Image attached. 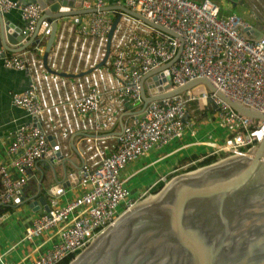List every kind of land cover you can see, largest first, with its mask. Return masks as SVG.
Returning <instances> with one entry per match:
<instances>
[{
  "label": "built area",
  "instance_id": "1",
  "mask_svg": "<svg viewBox=\"0 0 264 264\" xmlns=\"http://www.w3.org/2000/svg\"><path fill=\"white\" fill-rule=\"evenodd\" d=\"M104 5V0H92L87 7ZM122 5L180 37L182 48L177 59L163 70L172 87L191 78L204 77L228 97L264 115V37L257 40L244 37L242 29L249 26L246 19L235 14L220 16L219 6L211 0H122ZM10 8H17L25 20L21 33L30 34L41 14L40 7L36 3L21 5L17 0H0L1 12ZM106 12L111 15L107 16ZM117 13L121 12L115 9L97 11L85 21L76 23V33L92 38L100 48L96 50L95 47L94 60L102 55L105 35ZM178 44L177 38L121 13L106 64L99 71L90 73L92 78L87 80L84 89L71 93L72 115L100 110L95 76L102 73L106 75L107 91L116 100L117 110H111L109 106L101 110L105 114L101 127L107 123L112 125V116L126 110L124 102L131 108L138 106L137 82L141 74L169 60ZM35 49L28 57L25 51L10 54L0 47L2 65L24 71L30 78L24 91L11 94V101L32 118L20 124L9 139L8 165L0 166V205L13 202V196L28 177V170L48 150L47 134L55 136L48 130L52 120L39 86L38 70H44L39 57L41 49ZM45 73L51 78L59 77ZM85 76L87 74L81 78ZM192 101L198 107L200 104L212 105L214 119L224 133L220 142H212L208 154L219 152L235 157L250 151L262 137L263 120L237 113L202 85L183 94L149 102L141 113L124 118L121 132L114 137L115 143L108 151H97L90 162L79 154L83 164L75 184L79 188L78 194L61 205L56 204L54 198L46 199L47 211L42 209L24 229L25 240H33L44 231H51L56 236L27 264H57L69 255L73 257L126 212L133 203L120 171L151 148L166 145L191 131L194 123L188 117V105ZM194 161L183 165L184 169Z\"/></svg>",
  "mask_w": 264,
  "mask_h": 264
},
{
  "label": "water",
  "instance_id": "2",
  "mask_svg": "<svg viewBox=\"0 0 264 264\" xmlns=\"http://www.w3.org/2000/svg\"><path fill=\"white\" fill-rule=\"evenodd\" d=\"M17 1L21 5L36 3L41 14L32 32L27 34L21 33L25 20L21 25L14 24L7 17V10L0 11V47L7 53L19 54L28 47L35 49L42 42L41 65L47 73L59 77H82L99 71L106 64L121 13L178 39L179 44L169 60L141 74L137 82L140 102L135 108L123 103L126 110L117 118V128L111 132L113 137L120 134L126 116L141 113L151 101L183 94L197 85L215 94L237 113L264 121L263 114L228 97L204 77L191 78L172 87L163 70L177 59L182 41L175 32L135 10L122 4L84 8L83 0ZM227 1L242 7L252 19L248 21L249 26L242 29L244 37L254 40L264 37V19L259 17L264 15V0ZM112 9L121 13H117L110 24L98 60L77 73L59 72L56 67H49L58 19ZM80 21V18L75 19L76 23ZM26 78L27 86L30 78ZM26 86L18 92L24 91ZM261 133L262 137L250 151L171 177L157 192L158 197L127 210L99 234L94 245L89 244L67 264H264V124ZM46 139L49 148L41 158L45 169L49 168L52 173L53 164L60 162L64 170L62 178H54V183L45 190L46 195L55 197L63 188L76 184L83 158L74 151L77 162H72L55 136L47 134ZM65 162L70 163V169L65 168ZM200 168L203 171L192 173ZM21 191L22 187L17 194ZM17 194L13 196V204L27 202L33 210L41 207L47 211L43 195L23 198Z\"/></svg>",
  "mask_w": 264,
  "mask_h": 264
},
{
  "label": "crops",
  "instance_id": "3",
  "mask_svg": "<svg viewBox=\"0 0 264 264\" xmlns=\"http://www.w3.org/2000/svg\"><path fill=\"white\" fill-rule=\"evenodd\" d=\"M211 1L219 6L220 16L235 14L244 18L242 12L246 10L242 7L232 5L227 0ZM104 2L105 5L122 4V0H104ZM91 3L92 0H83L82 6L85 8ZM6 15L14 24L21 25L24 21L17 8L8 9ZM106 15L109 16L111 13L106 12ZM90 16L91 13L77 17L67 16L57 20L56 38L49 54L51 67H56L59 72L77 73L84 71L89 66L88 64L94 61L96 41L90 37L79 36L75 31L77 24L73 22L76 18L85 21ZM259 17L264 19L262 14ZM36 47L40 48L42 52L43 43L41 42ZM28 48L24 54L30 57V54L36 49ZM38 72L41 77L39 86L42 99L52 120L48 130L49 133L55 134L57 143L65 150L64 154L72 162H77L74 152L76 151L90 162L91 156L97 151H108L115 143L111 132L117 128L119 113H115L114 116L111 113L114 125L107 123L101 127L105 121V114L101 110L106 106L111 107V110H117L116 100L107 91L106 75L101 73L100 76L98 74L95 76L100 92V110L77 116L71 113L69 105L71 93H76L79 88L84 89L87 80L92 78L91 75L87 74L86 78L68 76L51 78L45 73V70H38ZM26 77L29 78L26 73L24 74L20 70L4 67L0 59V166L8 165L7 146L15 129L30 119L24 109L14 106L11 101V94L26 86ZM205 106L207 105L200 104L199 107L197 105L199 113L200 110H204ZM188 110V117L194 123L191 131H186L181 138L166 145L151 148L145 155L127 163L122 168L119 175L127 185L130 195H139L142 188H149L155 182L161 181L162 178L171 174L174 168H179L191 161L188 160L178 165L180 160L192 155L200 157L201 154H208L212 149L210 145L223 139V130L216 124L213 113L212 118L208 115L209 117L198 119L195 117L193 109H189V105ZM74 132L82 135H75ZM62 134L64 137H61ZM209 148L211 149L209 150ZM64 166L67 170L70 169L69 162H65ZM10 171L14 175L11 168ZM28 171L31 173L22 186V191L18 194L19 197L22 195L23 198H31L43 195L45 201L48 198H54L55 203L61 205L79 192L77 185H70L63 188L62 193L58 196L45 194V190L54 183L53 179H60L63 176V165L60 162L53 164L54 172L51 173L49 168L45 169L40 158ZM39 180H41L40 187L37 190ZM0 207L2 208L0 211V264H27L32 257L55 239L56 236L51 231H44L33 240L23 239L25 227L41 213V207L38 210H33L27 202L8 203L0 205Z\"/></svg>",
  "mask_w": 264,
  "mask_h": 264
},
{
  "label": "trees",
  "instance_id": "4",
  "mask_svg": "<svg viewBox=\"0 0 264 264\" xmlns=\"http://www.w3.org/2000/svg\"><path fill=\"white\" fill-rule=\"evenodd\" d=\"M192 108L193 112L195 113L197 110V105L195 101H192L189 103V109ZM213 106L208 104L204 110L200 111V113L202 114L200 118H206V117H211L213 116ZM197 113L199 114V111L197 110ZM212 114V115H211ZM209 115V116H208ZM222 153L219 154H201V159H199V156L196 155H192L189 158H184L182 160L179 161L178 165L185 163L188 160H195L193 164L189 165L188 167H186V169L184 171H189V170H193L197 167H201L207 164H210L212 162H214L215 160H217L219 157H222ZM173 174H169L166 178L168 179L169 177H171ZM163 185V181H157L155 182L152 186H150L147 191H149L150 193H154L156 192L161 186ZM2 210V208L0 207V211ZM71 256H67L65 257L63 260H61L59 263L57 264H67L70 260H71Z\"/></svg>",
  "mask_w": 264,
  "mask_h": 264
},
{
  "label": "rangeland",
  "instance_id": "5",
  "mask_svg": "<svg viewBox=\"0 0 264 264\" xmlns=\"http://www.w3.org/2000/svg\"><path fill=\"white\" fill-rule=\"evenodd\" d=\"M263 13V12H262ZM242 16L245 18V19H247V21H251L252 19H251V17L247 14V12L246 11H244V12H242ZM208 105V104H207ZM206 107V106H205ZM201 111V110H200ZM212 115V114H211ZM202 116V114L201 113H197V110H196V112H195V117L196 118H198L199 119V117H201ZM213 116H211V118H212ZM217 124V123H216ZM211 148H209V150H210ZM211 151V150H210ZM218 154H219V152H218ZM223 157H219L217 160H215L214 162H218V161H221V160H224L225 158H230V157H227V155L226 154H223L222 155ZM214 162H212V163H214ZM197 168H199V167H197ZM186 169V168H185ZM184 169V167L182 166V167H179L176 171H174V172H172L171 174H173L171 177H173V176H175V175H178V174H182V173H185V172H187V171H184L185 170ZM196 169V168H195ZM190 171V170H189ZM192 171V170H191ZM167 177V176H166ZM164 178L162 181H163V184L164 183H166L171 177H169L168 179L167 178ZM125 184V183H124ZM125 186H127V185H125ZM147 188L148 187H146V188H142L140 191H139V195H130V201L133 203L132 204V206L129 208V209H132V208H134L135 206H137L138 204H142V203H145L147 200H149V199H151V198H154L156 195H157V192L160 190V188L156 191V192H154V193H150L149 191H147ZM150 197V198H149ZM128 209V210H129ZM125 213V212H124ZM77 255V254H76ZM76 255H74L72 258H74Z\"/></svg>",
  "mask_w": 264,
  "mask_h": 264
},
{
  "label": "bare ground",
  "instance_id": "6",
  "mask_svg": "<svg viewBox=\"0 0 264 264\" xmlns=\"http://www.w3.org/2000/svg\"><path fill=\"white\" fill-rule=\"evenodd\" d=\"M201 171H203V168H200V169H198V170H196V171H194V172H192V173H195V172L198 173V172H201ZM189 174H191V173H189ZM162 192H163V191H162ZM158 196H159V195H156L154 198H156V197H158ZM149 198H150V197H149ZM154 198H151V199L147 200L145 203H142V205H145L148 201H150V200H152V199H154ZM118 220H119V219H118ZM118 220H117V221H118ZM117 221H116V222H117ZM97 238H98V237H97ZM97 238H95L91 244H93V243L95 244V243L98 241ZM94 244H93V245H94Z\"/></svg>",
  "mask_w": 264,
  "mask_h": 264
}]
</instances>
